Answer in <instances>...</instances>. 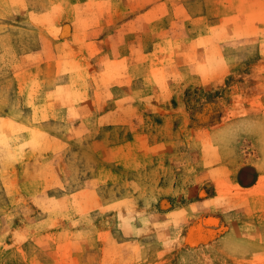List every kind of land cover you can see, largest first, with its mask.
I'll use <instances>...</instances> for the list:
<instances>
[{
    "label": "rangeland",
    "instance_id": "rangeland-1",
    "mask_svg": "<svg viewBox=\"0 0 264 264\" xmlns=\"http://www.w3.org/2000/svg\"><path fill=\"white\" fill-rule=\"evenodd\" d=\"M0 264H264V0H0Z\"/></svg>",
    "mask_w": 264,
    "mask_h": 264
},
{
    "label": "bare ground",
    "instance_id": "bare-ground-1",
    "mask_svg": "<svg viewBox=\"0 0 264 264\" xmlns=\"http://www.w3.org/2000/svg\"><path fill=\"white\" fill-rule=\"evenodd\" d=\"M15 159V158H14ZM238 166V165H237ZM244 175V174H243ZM206 222L210 225H216L217 224V219L216 218H208ZM19 229V228H18ZM16 236V235H15Z\"/></svg>",
    "mask_w": 264,
    "mask_h": 264
}]
</instances>
